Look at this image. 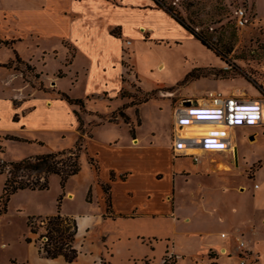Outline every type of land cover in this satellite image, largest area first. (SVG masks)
<instances>
[{
  "label": "crops",
  "instance_id": "crops-1",
  "mask_svg": "<svg viewBox=\"0 0 264 264\" xmlns=\"http://www.w3.org/2000/svg\"><path fill=\"white\" fill-rule=\"evenodd\" d=\"M15 5L18 7L13 14H17L24 25L32 24L33 33H39L36 26L40 24L48 31L57 30L60 41L73 45L76 53L67 65L72 64L77 47H82V40H89L88 51L85 44L80 50L89 58L91 67H104L102 72L114 71L120 81L117 84L116 81L101 80L100 90L120 88L121 92L129 86L123 81L124 77L130 79V76L126 74V60L121 55L125 45L130 48L129 42L144 47L189 42L206 49L153 0H0V29ZM75 31L80 33V38L76 39ZM122 41L124 44L119 47L116 58H109L104 65L93 52L109 42L120 44ZM8 42L7 46L2 41L0 44L8 47L15 40ZM14 56L17 58L16 53ZM160 66L164 69L162 61L156 63L157 70ZM133 69L140 78L134 66ZM2 70L0 66V143L14 140L15 143L43 144L41 134L63 136L73 132L78 144L83 143L89 171V179L82 188L85 210L61 211L60 214L76 224L72 243L76 251L74 260L67 262L63 256H58L46 258L45 262L28 261L26 264H116L118 257L127 264H161L166 255L175 257L177 264H196L210 261V252L218 254L220 250L236 247L235 237L244 240L250 254L258 260V245L264 242L263 238L254 228L247 233L241 227L244 224L236 225L230 221L228 201L224 196L226 190L243 192L242 185H231L240 167L239 148L234 140L232 154L230 151H188L199 154L198 160L193 161L188 155L173 154L170 140L164 143L155 133L140 134L139 129L143 126L140 117L138 126L134 118L126 115L129 123H135L134 137L130 135L129 123L123 124V134H115V124L109 123L96 124L92 131V125L79 123V106L61 97L22 99L17 94L14 80L7 82ZM102 95L108 97L109 93ZM81 125L84 135L79 134ZM89 158L94 160L96 169L89 164ZM68 182L63 201L70 202L74 201L75 193L67 189ZM103 186L110 197L108 209ZM88 193L89 201L86 200ZM244 235L249 236V240L246 241ZM251 237L255 240L251 241ZM221 258L218 257V263Z\"/></svg>",
  "mask_w": 264,
  "mask_h": 264
},
{
  "label": "rangeland",
  "instance_id": "rangeland-1",
  "mask_svg": "<svg viewBox=\"0 0 264 264\" xmlns=\"http://www.w3.org/2000/svg\"><path fill=\"white\" fill-rule=\"evenodd\" d=\"M237 2L242 4L244 0H183L182 11L176 17L200 35L210 49H201L189 42L171 43L164 47H144L129 42L130 48L125 45L121 54L126 60V74L130 76V79L124 77L123 81H127L129 86L121 92L120 88L100 90L101 80L110 83L116 81L117 84L120 81H117L114 71L102 72L104 67H91L89 58L80 50L85 44V50L88 51L87 38L82 40V47H77L72 64L67 65L76 53L73 45L68 46V42L60 41L56 36L57 30L48 31L40 24L36 26L39 33H33L32 24L24 25L22 20L19 21V16L13 14L18 7L15 5L0 29V42L15 40L8 47L0 44L1 73L7 82L14 80L17 94L22 99L32 96L59 98L60 90L71 98L81 99L84 104L79 113L81 123L92 125V131L96 124L109 123L115 124V134H123L125 122L118 112L121 110L125 116L134 118L135 123L139 117L142 119L140 134L155 133L160 135L161 142L167 143L171 141L172 108L182 99L201 97L210 90L226 94L242 90L245 92L243 96L264 102V0H248L251 20L243 26L237 24L229 9V6H236ZM78 31H75L76 39L81 37ZM97 31H100L99 28ZM123 44V41L120 44L109 42L93 49V52L104 65L109 58H116ZM161 61L164 69L160 66L158 71L156 63ZM189 73L190 77L184 80ZM156 83L157 86L152 89ZM103 92H108L109 98L103 96ZM135 123H129V129L134 130ZM84 132L83 126L80 127L79 134L84 135ZM39 136L43 138V144L15 143L14 140L12 143H0V159L9 164L79 146L73 132H66L63 136L54 133ZM233 140L239 148L240 167L231 185H242L244 189L241 188V193L233 189L224 192L229 206V219L236 225L244 224L241 227L247 233L254 228L264 241V125L256 129L236 127ZM78 154L81 170L79 174L70 176L64 184L58 175L49 174L47 189H21L10 196L5 212L0 213V264L45 262L47 259L39 250L46 242V220L42 214L60 215L61 211L85 210L82 188L89 179V171L83 143ZM6 176V172L1 170L0 196ZM67 182V189L75 193L74 201H63ZM40 221L42 226H37ZM30 223L33 225L30 226ZM243 238L247 241L250 237L244 235ZM253 239L255 237H251V241ZM258 247V260L249 253L247 264H264V242H260ZM229 249L220 250L218 254L210 252V261L196 264H238L236 247ZM166 256L169 258L168 264L172 260L177 263L175 257ZM218 257H222L220 263L217 262ZM120 258L116 264H127Z\"/></svg>",
  "mask_w": 264,
  "mask_h": 264
},
{
  "label": "built area",
  "instance_id": "built-area-1",
  "mask_svg": "<svg viewBox=\"0 0 264 264\" xmlns=\"http://www.w3.org/2000/svg\"><path fill=\"white\" fill-rule=\"evenodd\" d=\"M159 8L167 10L174 16L182 11L183 0H153ZM248 0L236 6H229L232 16L238 25H246L251 20L248 8ZM188 101L189 105L184 102ZM264 102L257 98H249L240 95H230L218 90L207 91L201 97H189L182 99L172 108L171 119V145L170 149L175 155L190 156L193 161L199 158L202 152H226L232 150L233 135L223 132L215 134V129L207 132L190 129H200L202 126L224 127L234 129L236 127H260L264 125L262 108ZM4 170L8 174L10 166L0 159V172ZM225 234H222L224 237ZM236 242V257L238 264H247L246 259L250 256L247 244L239 237Z\"/></svg>",
  "mask_w": 264,
  "mask_h": 264
},
{
  "label": "trees",
  "instance_id": "trees-1",
  "mask_svg": "<svg viewBox=\"0 0 264 264\" xmlns=\"http://www.w3.org/2000/svg\"><path fill=\"white\" fill-rule=\"evenodd\" d=\"M165 11L169 13L167 10ZM169 14L174 17L175 20L191 35L199 40L204 47L210 49L204 39L200 37V35L195 34L191 29H189L181 19L171 13ZM3 44L7 46L10 44V42H4ZM225 62L228 64L227 61ZM191 73L187 74L184 80H187V78L190 77ZM60 97L62 99H65L70 104L79 106L80 109L83 108V101L81 99H70L65 94H60ZM118 112L119 115L124 118V122L128 124L129 119L122 113V111L119 110ZM78 121L81 124V119L79 116ZM113 121L115 122L116 120ZM137 125H140L139 121L137 122ZM130 134L132 137H134L132 128L130 129ZM78 145L79 146L75 149L37 155L15 163H9L8 165L10 166V170L3 183L2 194L0 196V213L5 212L10 196L16 191L21 189H47V176L49 174L58 175L61 179L62 184H64L70 176L76 175L80 171L78 154V151L80 150V144ZM88 161L89 164L94 166V168L96 169L94 160L92 158H89ZM103 192L105 194V200L108 209V207L110 206V197L108 195V189L105 186H103ZM86 200L89 201V193L87 194ZM44 219L46 220V224L44 225L46 229V233L44 235V238H46V242H44V244L39 247V250L46 258L54 259L58 256H63L65 261L72 262L76 256V251L72 247L74 235L76 232L75 221L66 217H62L59 214L45 217ZM41 224L42 221L38 222L37 226H40ZM32 225L33 223H30V226ZM70 228L71 231H69ZM32 233H34L33 230ZM26 241L30 242L29 239H27ZM208 256L209 258H211L210 253H208ZM168 259L169 258L165 256L163 258L162 264H168ZM170 264L177 263L176 261L172 260Z\"/></svg>",
  "mask_w": 264,
  "mask_h": 264
},
{
  "label": "bare ground",
  "instance_id": "bare-ground-1",
  "mask_svg": "<svg viewBox=\"0 0 264 264\" xmlns=\"http://www.w3.org/2000/svg\"><path fill=\"white\" fill-rule=\"evenodd\" d=\"M245 94V92H243L242 90H237L236 92H230V95H240V96H243ZM262 119L264 121V107L262 108ZM211 129H215L216 131H214L215 134H221L223 132V130H225V132H228V133H231L232 134V129L228 128H224V127H212V126H202L200 129H195V128H192L190 130H192L191 132L192 133H195V130L196 131H201V132H207ZM234 148L236 147L234 144H233ZM237 160H238V156H237V152L235 150V162L237 164Z\"/></svg>",
  "mask_w": 264,
  "mask_h": 264
},
{
  "label": "water",
  "instance_id": "water-1",
  "mask_svg": "<svg viewBox=\"0 0 264 264\" xmlns=\"http://www.w3.org/2000/svg\"><path fill=\"white\" fill-rule=\"evenodd\" d=\"M184 104H185V105H189V102H188V101H186V102H184Z\"/></svg>",
  "mask_w": 264,
  "mask_h": 264
}]
</instances>
